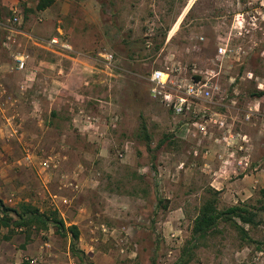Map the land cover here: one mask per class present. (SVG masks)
Returning <instances> with one entry per match:
<instances>
[{"label": "rangeland", "instance_id": "374dc122", "mask_svg": "<svg viewBox=\"0 0 264 264\" xmlns=\"http://www.w3.org/2000/svg\"><path fill=\"white\" fill-rule=\"evenodd\" d=\"M35 4L19 0L0 11V200L56 210L78 227L85 260L51 226L14 228L0 241L1 260L180 264L193 218L213 189L219 209L255 208L258 223L243 225L245 240L220 222L187 264H264V128L258 117L240 121L249 91L258 83L264 89V0H74L68 24L87 30L73 36L80 48L62 45L66 32L57 33ZM56 24L66 27V15ZM54 36L58 43H49ZM219 45L225 55H217ZM17 55L25 57L21 69ZM154 68L218 73L224 112L248 136L244 171L218 146L205 154L208 141L197 131L180 132V119L149 94ZM142 124L152 150L168 136L160 148L149 151ZM8 232L0 227V235Z\"/></svg>", "mask_w": 264, "mask_h": 264}, {"label": "built area", "instance_id": "2783aa9c", "mask_svg": "<svg viewBox=\"0 0 264 264\" xmlns=\"http://www.w3.org/2000/svg\"><path fill=\"white\" fill-rule=\"evenodd\" d=\"M16 11L17 9L13 7L12 12ZM13 19L18 20L16 15ZM49 43L57 44L58 40L51 38ZM226 52L225 46L217 47V55H225ZM110 59L111 55H107L106 60L109 62ZM15 63L16 69L23 68L25 57L15 56ZM217 74L210 70L206 71L205 76L173 75L168 68H154L148 77L149 94L174 117L180 119V132L191 128L208 141L204 146L205 154L210 151L212 144L218 146L228 158H232V162L233 159L237 161V165L242 168L240 171H244L249 163V154L245 148L248 136L241 129H237L224 112L229 108L227 93L214 80ZM247 77L251 79L252 73L248 72ZM262 87V83H258L256 89L264 92ZM242 111L244 112L240 118L242 124L254 116L262 120L261 126L264 128V94L251 98ZM236 152L241 154L236 156ZM68 184L78 188L73 180ZM30 262H35V259H31Z\"/></svg>", "mask_w": 264, "mask_h": 264}, {"label": "trees", "instance_id": "16d2710c", "mask_svg": "<svg viewBox=\"0 0 264 264\" xmlns=\"http://www.w3.org/2000/svg\"><path fill=\"white\" fill-rule=\"evenodd\" d=\"M54 1L55 0H36L35 9L38 11L43 10ZM168 29V26L165 27L162 32L163 36ZM263 94V91L253 88V90L249 91L248 96L253 98ZM141 130L142 135L140 137L145 142L149 151L160 148L166 137L168 138V136H165V138L159 140L152 150L149 146L150 136L147 133L145 124H142ZM218 192L217 190L209 189L206 198L198 208V212L193 218L190 238L184 242L182 248L180 264L188 263L194 249L199 247L201 243L206 240L207 236L212 235L218 230L220 222L229 223L231 226L235 227L238 230L240 238L245 240L251 239L243 225H254L258 223L256 220L257 210L255 208H248L242 204H235L219 209L217 207ZM260 195L263 199L262 208H264V188L260 189ZM48 226H51L55 233L63 237L68 236L70 253L80 261L85 260V252L77 247L79 239L78 227L75 224L66 226L64 220L58 216L56 210L42 211L38 207L27 202H20L17 207L11 208L4 206L0 200V227H6L9 231L7 235H0V241L1 239H9L10 235L14 232V228L24 227L27 231L31 228L38 230L47 228ZM25 263L27 264L28 262ZM151 264H154V262Z\"/></svg>", "mask_w": 264, "mask_h": 264}, {"label": "crops", "instance_id": "0c3cea01", "mask_svg": "<svg viewBox=\"0 0 264 264\" xmlns=\"http://www.w3.org/2000/svg\"><path fill=\"white\" fill-rule=\"evenodd\" d=\"M16 1H19V0H0V11H2L6 5L9 6ZM73 1L74 0H66V9H65L63 3L60 0H55L50 6L46 7L43 10H39V12L42 14V16H45V18H47L48 20H50L54 24V29L57 33H58V30L61 33L66 32V41H64L65 39L63 41H60L62 43V45L70 46V47H74V48H76V47L80 48L79 45H77V46L74 45L73 36H74V34L79 35L81 33H85V32H87V30H85V28L83 26H80L77 23L68 24V19H70L72 21L73 15L77 14V13L73 12L71 5H70V2H73ZM94 6H96V4H94ZM92 7H93V5H92ZM63 14L66 15V27H64V25H61V24H58V25L56 24V22L59 19H61V16H65ZM21 32L23 33V31H21ZM28 35H29V33H28ZM52 38L58 39L56 36H54ZM59 38L61 39L62 36H60ZM66 56L69 57L70 59H72L73 61H77L80 64V62L77 59H75L74 57L69 56V55H66ZM39 63L45 64L43 62V60H40ZM68 65H69V62H66V69H68V67H67ZM67 74H71V72L66 71V75ZM3 92L5 93V89L3 90ZM8 92L10 93V90H8ZM3 240H6V239H1V241H3ZM2 259L3 260H1V256H0V261H1L0 264H5L8 260V259H6V257H4Z\"/></svg>", "mask_w": 264, "mask_h": 264}]
</instances>
